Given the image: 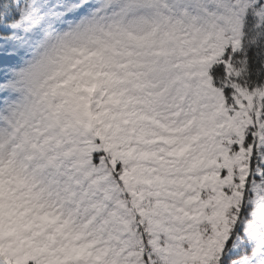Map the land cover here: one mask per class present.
Returning <instances> with one entry per match:
<instances>
[{
	"label": "snow or ice",
	"instance_id": "6c2138e0",
	"mask_svg": "<svg viewBox=\"0 0 264 264\" xmlns=\"http://www.w3.org/2000/svg\"><path fill=\"white\" fill-rule=\"evenodd\" d=\"M0 264H264V0H0Z\"/></svg>",
	"mask_w": 264,
	"mask_h": 264
}]
</instances>
